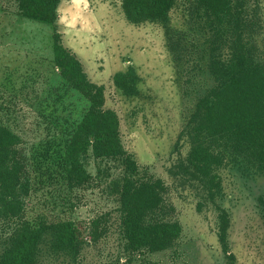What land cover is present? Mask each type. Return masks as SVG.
<instances>
[{"label":"rangeland","instance_id":"374dc122","mask_svg":"<svg viewBox=\"0 0 264 264\" xmlns=\"http://www.w3.org/2000/svg\"><path fill=\"white\" fill-rule=\"evenodd\" d=\"M121 1L61 0L52 27L23 18L18 0H0V125L18 136L29 176L19 217L5 215L0 205V258L21 222H72L83 239L80 253L72 257L53 250L48 235L35 264H264V167L233 154L229 144H218L220 193L208 201L185 163L189 118L214 86L208 67L216 40L213 27L187 0L175 1L168 31L160 22L134 25L126 20ZM248 6L252 26L243 38L261 60L264 0H249ZM234 26L224 29L231 32L216 51L224 62L230 58ZM55 32L81 61L88 79L104 87V108L116 113L122 147L136 163L139 178L159 181L162 204L148 220L178 222L181 233L171 248L154 253L128 249L114 189L124 177L117 161L89 158L91 179L75 189L58 182L54 173L41 175L54 170L52 155L63 142L37 114L42 94L57 78ZM129 67L139 78L134 96H125L113 82ZM224 212L227 254L217 235Z\"/></svg>","mask_w":264,"mask_h":264},{"label":"trees","instance_id":"16d2710c","mask_svg":"<svg viewBox=\"0 0 264 264\" xmlns=\"http://www.w3.org/2000/svg\"><path fill=\"white\" fill-rule=\"evenodd\" d=\"M176 0H122L126 20L134 25L160 22L168 31V14ZM216 33L210 49L209 71L214 86L202 96L189 118L190 152L185 163L193 171L208 201L220 193V178L215 173L221 165L218 144L230 145L233 154L246 156L264 167V59H256L253 47L243 35L252 26L249 0H187ZM61 0H18L23 18L55 26ZM234 24L228 48L230 58L222 61L216 53L223 46L225 31ZM252 30H249V35ZM225 34V35H224ZM221 41V43L219 42ZM53 62L56 79L42 94L37 114L60 135L62 145L55 152L51 173L58 182L75 189L88 183L87 160L117 161L124 177L115 183L119 195L121 223L127 247L133 252L164 251L179 238L178 222L148 220L162 204L159 181L141 180L136 163L124 151L119 136V119L104 108V87L92 83L81 61L65 48L57 32L53 35ZM138 76L132 67L113 77L115 87L125 96L137 93ZM19 138L0 125V205L5 215L19 217L21 199L28 193L27 161L18 153ZM46 157V155H43ZM44 167V163L41 167ZM24 195V196H23ZM23 196V197H22ZM264 206V201L262 202ZM229 221L220 218L218 239L227 254ZM51 237V247L72 257L83 245L81 233L72 222L31 224L21 222L13 231L10 245L0 264H35L39 244ZM231 260L233 259L232 256Z\"/></svg>","mask_w":264,"mask_h":264}]
</instances>
